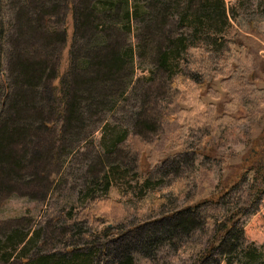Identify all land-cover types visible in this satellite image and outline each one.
<instances>
[{"label": "trees", "instance_id": "16d2710c", "mask_svg": "<svg viewBox=\"0 0 264 264\" xmlns=\"http://www.w3.org/2000/svg\"><path fill=\"white\" fill-rule=\"evenodd\" d=\"M19 15L23 24L20 28ZM263 19L259 10L249 18L237 13L226 0H24L17 13L19 30L15 27L12 36L8 34V57L0 55V71L3 64L11 74L10 78H0L4 92L0 97V210L11 195L36 198L32 190H46L61 170L58 162L66 148L62 143L66 135L79 128L76 124L85 123L89 115L116 108L132 80L133 70L126 74L122 65L127 59L134 63L137 28L138 40L158 52V65L151 76L157 72L162 77H173L174 82L169 110L164 115V122L174 126V138L169 142L162 136L153 145L157 152L155 164L169 158V146L175 151L183 148L186 135L201 125L218 135L227 124L260 112L264 88L258 84L256 70L262 66L260 52L264 46L256 42L255 36H262L259 27ZM3 26L0 36L5 35ZM148 27V33L143 34ZM16 73L22 78L15 77ZM197 77L203 78L201 84ZM185 82L189 84L187 97L180 85ZM165 91L162 83L152 85L144 95V105L164 99ZM209 96L215 101H207ZM30 111L34 117L26 115ZM144 113L148 118L152 115L146 110L139 113L137 123L145 130L157 122L147 121ZM7 114L9 117L3 118ZM31 119L37 120L32 124L28 122ZM134 138L141 143L136 151L148 143L137 132L128 140ZM117 146L115 142L108 147L110 153H115ZM208 156H203V163L208 162ZM151 164L154 168V162ZM257 165L256 173L264 176V158ZM138 172L141 174L140 169ZM148 181L149 176L145 179ZM112 182L106 177V197ZM188 206L187 210L167 217L153 216L144 222L123 220V225L114 226L111 238L110 234L104 235L108 238L97 250L93 244L84 243L86 246L80 248L68 244L63 253L39 250L30 254L27 247L37 242V234L26 240L14 231L9 238L12 246L0 254L7 263L15 259L21 264H142L151 259L161 242L176 243L191 231L194 219L188 211L191 204ZM4 224L12 226L0 220V227ZM233 234L232 246L240 244L243 248L244 233ZM224 242L221 239L202 254L200 264L224 262L215 256L216 250H223ZM226 244L229 248L230 237ZM237 249L232 253L222 251L224 263L235 264L230 256H237ZM244 252L248 264L259 263L256 251Z\"/></svg>", "mask_w": 264, "mask_h": 264}, {"label": "rangeland", "instance_id": "374dc122", "mask_svg": "<svg viewBox=\"0 0 264 264\" xmlns=\"http://www.w3.org/2000/svg\"><path fill=\"white\" fill-rule=\"evenodd\" d=\"M23 2L0 0V29L4 25L5 30V35L0 36L3 59H7L11 50L8 34L12 36L13 29L18 26L17 13L21 12ZM226 2L247 18L258 10L264 15V0ZM20 24L23 25L22 21L19 28ZM136 30L133 37L134 63L130 64L127 59L122 65L126 74L133 70L128 91L118 100L116 108L89 115L85 123L76 124L79 128L71 130L64 142L61 140L66 146L59 155L61 170L46 190H32L36 198L11 195L2 206L0 220L9 221L12 226L4 227V224L0 227V251L12 246L9 238L14 231L26 240L35 234L39 236H35L37 242L27 247L30 254L39 250L47 254L63 253L68 244L80 248L86 246L84 243L93 244L97 250L98 245L100 247L108 238L104 235L110 234L111 238L116 231L114 226L123 225V220L137 223L153 216L167 217L172 212L187 210L191 204L188 209L194 219L191 231L176 243L161 242L150 255L151 259L142 264H200L202 254L208 253L221 239L223 242L226 240L225 246L223 250L215 251L216 259L222 257L225 262L224 256L220 255L222 251L232 253L238 248L234 253L237 256H230L235 264H248L244 258V251L248 250L258 253L259 263L256 264L264 263V176L256 173L257 162L264 158V102L260 112L238 123L227 124L218 135L201 125L186 135L187 142L183 148L175 151L169 146L172 152L169 158L163 164H155L157 152L153 145L156 146L162 136L169 142L174 138L173 124L164 122L174 82L173 77H162L157 72L151 76L158 65V52L142 39L139 41V29ZM148 30L149 27L144 29L143 34ZM259 31L262 36H255V40L264 46V19ZM157 41L161 39L157 38ZM260 54L262 66L256 70V76L258 84L264 88V47ZM1 69L2 80L11 77L6 65L2 64ZM15 77L21 79V73H16ZM202 79L197 77L199 84ZM160 83L166 87L164 99L151 100L149 106L144 105L147 90ZM180 85L185 89L184 97H187L189 84ZM3 93L0 89V97ZM206 100L215 101L210 96ZM142 110L152 115L148 118L143 114L147 121L155 119L157 124L140 129L137 121ZM30 113L26 115H32V111ZM7 117L8 114L3 116ZM36 120L28 122L33 124ZM149 127L157 128L150 131ZM136 132L148 142L142 148L139 146V151L136 147L141 143L136 138L128 140ZM121 139L123 141L119 142ZM115 142L117 151L110 153L108 147L112 148ZM205 154L209 155L207 163H203ZM151 162H154V168ZM147 176L150 181L145 182ZM106 177L113 181L107 197L103 192ZM126 190L127 197H124ZM107 198L111 199L110 202ZM122 200L125 202L120 203ZM28 230L29 235L25 237ZM242 232L244 247L241 248L240 244L232 246L233 233ZM229 237L231 245L227 248ZM2 258L0 254V264H21L15 259L7 263ZM224 262L221 264H226Z\"/></svg>", "mask_w": 264, "mask_h": 264}]
</instances>
